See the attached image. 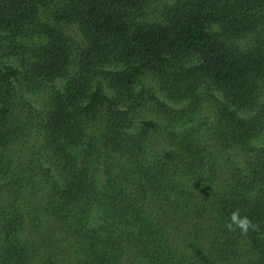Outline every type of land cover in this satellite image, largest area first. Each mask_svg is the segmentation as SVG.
<instances>
[{"label": "trees", "instance_id": "obj_1", "mask_svg": "<svg viewBox=\"0 0 264 264\" xmlns=\"http://www.w3.org/2000/svg\"><path fill=\"white\" fill-rule=\"evenodd\" d=\"M263 135L264 0H0V264H264Z\"/></svg>", "mask_w": 264, "mask_h": 264}, {"label": "clouds", "instance_id": "obj_2", "mask_svg": "<svg viewBox=\"0 0 264 264\" xmlns=\"http://www.w3.org/2000/svg\"><path fill=\"white\" fill-rule=\"evenodd\" d=\"M225 227L228 231L239 229L242 235L247 234L249 229L256 230L253 221L247 215L242 216L239 208L231 212L229 222Z\"/></svg>", "mask_w": 264, "mask_h": 264}, {"label": "rangeland", "instance_id": "obj_3", "mask_svg": "<svg viewBox=\"0 0 264 264\" xmlns=\"http://www.w3.org/2000/svg\"><path fill=\"white\" fill-rule=\"evenodd\" d=\"M264 136V135H263Z\"/></svg>", "mask_w": 264, "mask_h": 264}]
</instances>
